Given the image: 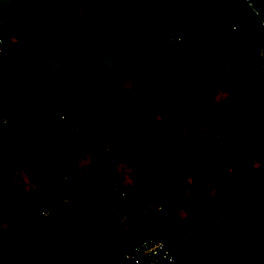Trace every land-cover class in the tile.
<instances>
[{
    "label": "rangeland",
    "instance_id": "1",
    "mask_svg": "<svg viewBox=\"0 0 264 264\" xmlns=\"http://www.w3.org/2000/svg\"><path fill=\"white\" fill-rule=\"evenodd\" d=\"M24 1L28 0H0V18L15 16L17 5L20 7ZM35 1L43 6L46 0ZM134 1L121 0L114 5L122 7L120 12L125 9L128 13L129 8H137L138 3L132 7ZM152 2L154 0H150ZM164 2L167 4L162 10L165 14L163 19L144 21L141 24L143 27L145 24L150 28L156 22V26L166 27L164 23L170 20L173 24L179 22L178 29L181 30L188 26V21L193 25L218 9L241 11L243 18L241 21H230L217 16L199 34L172 29L165 36L166 46L154 50L152 55L148 50L149 38H123L117 47H123L118 49L133 61V66L122 73L141 76V79L137 77L125 84L119 80V86L112 83L108 90H103V86L88 78L82 83L83 91L73 95L72 103L62 98L61 103L50 111H55L58 117L70 115L67 113L71 111L69 108L75 109L87 97L97 94L99 100L88 103L94 117L97 112H102L103 107L95 108L96 105L104 98L106 102L112 101V94L117 96V91H121V85H124L120 100L128 109L112 105L116 126L113 129L104 127V132L112 137L128 125L133 136L146 138L149 150L153 148L155 136H163L162 126L159 128L161 124H155L158 115L150 114L145 119L139 116L134 120H130L129 115L143 114L162 105L163 110L179 116L183 108L192 109L197 97L203 98L204 115L213 118L219 127L217 161L221 168H228L233 175L222 173L220 169L210 177L207 184L215 179L214 182L221 185L216 193L214 182L201 187L200 192L194 189L197 186L195 183L200 185L206 177L210 166L207 159L216 150L210 128L204 133L206 141L203 144H199L198 140L184 139L183 147L171 162H163L167 155L164 146L157 153L155 165L150 166L140 159L143 167L135 177L142 183L149 181L131 192L120 188L124 186L125 172L120 165L125 162L122 158L117 160L112 151L101 155L91 153L72 161L60 157L52 159L56 144L51 137L42 135L48 130L33 132L32 129L22 128L20 136L29 139L27 145L18 142V132H15L17 136L1 135L0 213L14 215L24 207L32 208L46 193H53L64 202L52 213L36 208L31 230L23 236L9 239V242H0L4 249L0 264H82L87 262L88 257L100 253L105 255L94 264H113L119 256L110 257L108 254L127 248L136 240L125 223L119 229L124 235L121 238L113 235L114 241L101 231L112 229L108 228L109 222H126L131 209L144 212L154 225L168 218V226L180 230L176 235L166 234L182 259L180 264H206L205 254L210 264H264V97L260 98L263 88H258L257 84L264 65L259 26L248 12L245 0ZM145 4H148L147 1ZM174 6L178 9L174 10ZM113 8L112 5L106 7L110 13ZM101 45L100 53L103 54L97 57L101 60L112 58L114 50L108 44ZM86 46L88 48V44ZM111 47L114 49V46ZM83 49L84 58L92 63L85 46ZM92 51L95 52V49ZM96 67L93 65L90 69L84 65V71L90 75L96 72ZM188 68L201 70L209 82L213 73L226 75L234 79L232 88H220L211 82L209 88L203 87L191 74L183 71ZM96 73L109 79L115 74L113 70ZM141 84L143 87H139ZM79 109L77 107L76 110ZM79 123L83 133L96 132L87 128L88 120L80 119ZM206 126L211 127L210 124ZM192 148L196 153L185 158ZM125 153L128 150L125 149ZM131 165L135 167L138 164ZM170 178L183 179L184 183L178 188L170 182ZM117 185L119 191H116ZM180 193H183V200L178 198ZM258 196L261 198L257 199ZM255 197L254 203L247 207L245 199ZM29 222L28 218L18 223L19 228ZM10 227L8 218H0V239ZM187 235L191 236V240ZM192 244L193 248H189Z\"/></svg>",
    "mask_w": 264,
    "mask_h": 264
},
{
    "label": "crops",
    "instance_id": "2",
    "mask_svg": "<svg viewBox=\"0 0 264 264\" xmlns=\"http://www.w3.org/2000/svg\"><path fill=\"white\" fill-rule=\"evenodd\" d=\"M104 1L46 0L41 6L35 0H28L20 4V7L17 5L18 13H14L15 16L5 19L0 18V33L4 36L5 45L4 52L0 54V120L2 117H7L9 120L8 124L0 122V136L16 135L15 132H18V142L21 145H27L29 144V139L27 140L20 136L22 128L32 129L33 132L48 130L43 132L42 135L45 138L51 137L54 144H56L53 136L47 134L59 131L64 121H62L61 117H58L55 111L51 113L52 108L61 103L62 98L68 99L72 103L73 95H79L83 91L82 83L88 78L103 86V90H108L109 85L104 84L100 79L109 78L101 77L96 72L107 73V71L113 70L115 74L109 76L113 78L133 66V61H130L126 54L118 49L123 47H117L119 43L117 44L114 41L117 39L122 40L126 37L145 36L150 40L149 55H152V52L154 50L157 51L159 47L166 46L165 36L169 34H167L168 30L165 27L156 26L157 22L150 28H147L145 24H143L144 27L141 25L144 21H154V19L159 17L163 19L165 14H163L162 10L166 9L165 6L167 4L164 0H154L152 3H150V0H135L132 7L138 3L137 8H129L128 13L125 9L124 12H120L122 7L114 5L115 2L121 0ZM146 1L147 5L145 4ZM141 3L145 5H141ZM108 5L114 7L111 9L112 13L107 11L106 7ZM177 9L178 6H174V10ZM236 12L243 13L241 11ZM190 25L188 21V26L182 28H188ZM182 28L181 30L178 29V31H182ZM233 28H236V26H233ZM86 44H88V48ZM101 44H108L114 50L112 58L101 60V57H97V55L103 54L100 53ZM84 46L86 48L85 52L88 56L90 55L89 57L93 61L92 63H89L84 58ZM111 46H114V49ZM91 47L95 49V52L90 49ZM84 65L90 69H93V65L94 67L96 65L97 67L94 68L96 72L93 71V74L88 75V72L84 71ZM117 69L119 70L118 72H116ZM85 75L86 79H84ZM130 80L123 81V84ZM117 82L119 81L114 82L115 86L120 85ZM121 86L123 90L125 86ZM122 90L117 91V96L112 94V101L107 100L106 102L104 98L103 101L98 103L95 108L102 105V112L99 114L97 112L94 117L91 115L92 111L89 110L88 105L99 100L97 94L87 97L81 106H77L78 109L81 107L79 110H76L77 107L75 109L73 107L69 108L71 111L67 112L70 113L68 116L77 114L79 120H88L87 128L92 131L104 132V129H106L104 127L113 129L116 126V122L113 119V113L115 114V112L112 111V105H119L128 109L127 105L120 100L123 93ZM79 120L78 124L80 126ZM155 124L159 125L156 120ZM125 126L128 134L132 135L128 125ZM97 127H101L99 128L100 130ZM159 128H161V125H159ZM155 146L156 143L154 141L153 148ZM153 148L149 149V151ZM54 149H57V146ZM126 150H128V153L125 154L132 156V149ZM111 151L116 154L118 160L119 156L115 150H107V152ZM140 159L146 162L141 156L131 161L123 160L125 163L122 166L120 165V167L125 169L123 184L126 188L122 185L121 189H128L131 192L148 184L149 179L142 183L140 179H137L138 177H135L143 167L139 162ZM134 163L138 165L132 167L131 164ZM214 183L213 190L216 193L221 189V185ZM212 184L213 182L207 185L210 186ZM195 185H197L194 186L195 190L203 187L202 182L200 185L196 183ZM115 188L116 191H119L118 185ZM259 198L261 196L257 197V199ZM255 199L256 197L246 198L244 201L245 205L250 207ZM135 243L136 241L128 246H133ZM189 248H193V244ZM205 256L207 259L206 264H208V261L210 264L207 254ZM180 262H182V259ZM120 264L129 263L121 262Z\"/></svg>",
    "mask_w": 264,
    "mask_h": 264
},
{
    "label": "trees",
    "instance_id": "3",
    "mask_svg": "<svg viewBox=\"0 0 264 264\" xmlns=\"http://www.w3.org/2000/svg\"><path fill=\"white\" fill-rule=\"evenodd\" d=\"M217 16L226 18L230 21H241L243 18V13H229L221 10L211 11L206 15V17L200 20V22L190 25L188 28H185L182 31L199 34L202 29L208 28L214 18ZM172 31V29H169L167 31V34H170ZM131 38L134 37H130V39ZM120 41L121 39H117L114 42L119 43ZM251 64L252 63H247V65ZM183 71L191 74L192 77L199 83V85L206 88H209L211 83L216 84L220 88H232V83L234 82V79L231 80L226 75L213 73L210 83L204 78L203 72L201 70L188 68L184 69ZM159 74L163 75V73ZM137 77L138 80L141 79V76L122 73L110 79H100V81L104 84L109 85L119 80H136ZM257 84L259 85L258 88H263L260 95V98H262L264 97V67H262L261 69V78L259 83ZM139 87H143V84H141V86ZM204 105L205 100L203 98L197 97L193 101L192 109L183 108L179 116H175L172 113L163 110L162 105L150 108L143 114L129 115L128 118L130 120H134L139 116L141 119H145L150 114L159 115V118L156 120V122L158 124H161L163 136H155L156 146L151 151L148 150V142L146 138L142 137L141 135L130 136L127 129H121L115 135L109 137L104 132L85 134L81 131L76 130L75 128H70L65 123H63L59 131L47 134L53 136L57 146L56 152L52 155L51 158L56 159L60 157L64 160L72 161L76 158L87 157L91 153L101 155L106 153L108 149H113L117 152L119 158H122L125 161H131L141 156L146 160L147 163L152 165L158 161L157 153L160 147L164 146L167 151V155L165 156L163 162L167 163L175 159L178 151L183 147L184 139L198 140L199 144H203L206 141V136H204V133L208 130L207 128H210V135H213L216 150L212 152L207 159L210 163V166L209 170L207 171L206 177L202 180V186H204L206 185L207 181H209L210 177L214 176V174L219 172L220 169L222 173L228 174L230 176L233 175V172H231L228 168H221L220 163L217 161V135L219 134V127L213 118H209L204 115ZM191 119H193V123L191 122ZM208 124H210L211 127H207L206 125ZM125 149H132V156H127L125 154ZM193 153H196L194 151V148H192L191 152L188 153L185 158H188L189 155ZM198 155L202 157L200 152H198ZM26 170L29 172L28 168H26ZM169 180L170 182L177 185L178 188L181 187L183 183V179L175 180L174 178H170ZM211 181L214 182L215 179H212ZM196 190L199 191L200 189L198 188ZM178 198L180 200H183V193H180ZM28 202H31V199H28ZM63 202V199L55 196L53 193H46L37 202L34 203L32 208L24 207V209L20 210L14 215L8 213H0V218H8L9 222L11 223V227L9 228V230L1 236L0 242H9V239L23 236L27 231L31 230V227L34 223V212L36 208H42L52 213V211H55ZM129 212L130 214L126 222H109L108 228L111 227L112 229L110 231H107V229L104 228L101 232L104 233L110 241H114L113 235L117 234L119 238L124 235V233H120L119 229L122 227V224L125 223L128 225L129 231L135 238L136 242L149 235L165 237L173 247L176 255L181 259L180 255L177 253L176 249L173 246L172 240L166 236V234L168 233L176 235L178 231L173 226H168V218H165L158 224L154 225L146 218L144 212L138 211L137 209H131L129 210ZM28 218L30 219L29 224L23 228H19L18 223H22ZM187 236L189 240H191V236ZM25 241L29 242V240L27 239ZM132 248L133 246H128L127 248L121 250L116 249V251L114 250L108 255H110V257H113L115 255L117 257L119 256L118 259H115L116 261H114L113 264H120L121 262L129 263L125 258V255L127 252H130ZM3 251L4 249L2 247V243H0V257L3 254ZM103 255L105 254L100 253L99 255H92L88 257L87 262L82 264H94L96 263V261H98L99 257H102ZM108 255L106 254L107 257Z\"/></svg>",
    "mask_w": 264,
    "mask_h": 264
},
{
    "label": "built area",
    "instance_id": "4",
    "mask_svg": "<svg viewBox=\"0 0 264 264\" xmlns=\"http://www.w3.org/2000/svg\"><path fill=\"white\" fill-rule=\"evenodd\" d=\"M164 25L167 30L178 29L179 22L173 24L172 21L167 20ZM178 40L181 41L182 37L179 36ZM5 50L4 36L0 33V54ZM140 60V59H138ZM62 121L70 128H75L80 131L78 124L79 117L77 114L68 116L61 115ZM0 122L8 124L7 117H2ZM125 258L129 264H180V258L176 255L173 247L170 245L165 237L157 235H149L137 241L130 252H127Z\"/></svg>",
    "mask_w": 264,
    "mask_h": 264
},
{
    "label": "water",
    "instance_id": "5",
    "mask_svg": "<svg viewBox=\"0 0 264 264\" xmlns=\"http://www.w3.org/2000/svg\"><path fill=\"white\" fill-rule=\"evenodd\" d=\"M248 12L257 22L262 41V57L264 65V0H245Z\"/></svg>",
    "mask_w": 264,
    "mask_h": 264
}]
</instances>
